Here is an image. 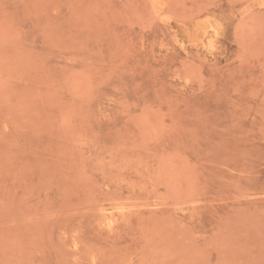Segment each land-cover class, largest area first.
I'll return each mask as SVG.
<instances>
[{
    "label": "rangeland",
    "instance_id": "rangeland-1",
    "mask_svg": "<svg viewBox=\"0 0 264 264\" xmlns=\"http://www.w3.org/2000/svg\"><path fill=\"white\" fill-rule=\"evenodd\" d=\"M0 264H264V0H0Z\"/></svg>",
    "mask_w": 264,
    "mask_h": 264
},
{
    "label": "bare ground",
    "instance_id": "bare-ground-1",
    "mask_svg": "<svg viewBox=\"0 0 264 264\" xmlns=\"http://www.w3.org/2000/svg\"><path fill=\"white\" fill-rule=\"evenodd\" d=\"M211 45V44H210ZM207 46V45H206ZM111 225V224H110Z\"/></svg>",
    "mask_w": 264,
    "mask_h": 264
}]
</instances>
